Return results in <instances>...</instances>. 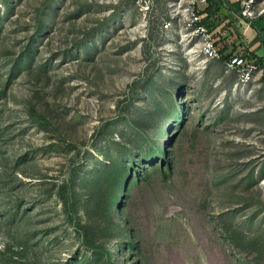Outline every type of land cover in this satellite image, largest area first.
<instances>
[{
  "label": "rangeland",
  "instance_id": "1",
  "mask_svg": "<svg viewBox=\"0 0 264 264\" xmlns=\"http://www.w3.org/2000/svg\"><path fill=\"white\" fill-rule=\"evenodd\" d=\"M198 4L0 0V264H264V74Z\"/></svg>",
  "mask_w": 264,
  "mask_h": 264
},
{
  "label": "crops",
  "instance_id": "2",
  "mask_svg": "<svg viewBox=\"0 0 264 264\" xmlns=\"http://www.w3.org/2000/svg\"><path fill=\"white\" fill-rule=\"evenodd\" d=\"M243 1L208 0L199 3L197 10L223 60L247 56L264 74V16L244 19L240 14Z\"/></svg>",
  "mask_w": 264,
  "mask_h": 264
},
{
  "label": "built area",
  "instance_id": "3",
  "mask_svg": "<svg viewBox=\"0 0 264 264\" xmlns=\"http://www.w3.org/2000/svg\"><path fill=\"white\" fill-rule=\"evenodd\" d=\"M199 3H205L206 0H196ZM241 16L246 20H253L258 17L264 16V0H244L242 3ZM193 16V21H200L199 16ZM201 33L205 35L202 45V54L208 59H218L219 50L213 45L210 36L206 34L203 28H200ZM253 61L247 56L234 57L226 65L231 68H245L250 69L253 65Z\"/></svg>",
  "mask_w": 264,
  "mask_h": 264
},
{
  "label": "trees",
  "instance_id": "4",
  "mask_svg": "<svg viewBox=\"0 0 264 264\" xmlns=\"http://www.w3.org/2000/svg\"><path fill=\"white\" fill-rule=\"evenodd\" d=\"M220 55V54H219Z\"/></svg>",
  "mask_w": 264,
  "mask_h": 264
}]
</instances>
